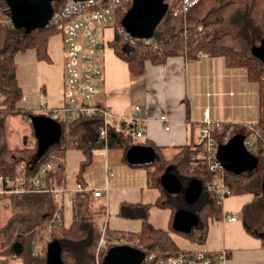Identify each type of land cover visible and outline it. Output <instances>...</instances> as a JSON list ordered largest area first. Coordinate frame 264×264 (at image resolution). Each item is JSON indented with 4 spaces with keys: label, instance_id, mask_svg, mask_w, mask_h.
<instances>
[{
    "label": "trees",
    "instance_id": "1",
    "mask_svg": "<svg viewBox=\"0 0 264 264\" xmlns=\"http://www.w3.org/2000/svg\"><path fill=\"white\" fill-rule=\"evenodd\" d=\"M61 4L62 2L54 3L55 9H58ZM236 11L237 7L234 3L211 10L206 16L198 20L194 24L195 26L188 27L189 37L187 39L181 37V32H184L185 28L182 23L177 25L180 19L174 18L171 13H168L161 24L163 29L156 35L159 37L153 38L160 46L159 49L154 50L152 46L143 42H138L133 46L129 45L128 41L123 39L124 36L116 30L113 40L108 45L113 48L119 58L127 63L131 74L135 76L144 74L148 62L156 65L162 64L172 56H183L188 60H196L202 52H206L207 56L210 57H223L229 68H244L248 80L257 85L259 94L258 121L253 125H248L260 133V138H257L258 148L253 154L264 159L262 151L264 145V64L252 54L234 50L227 44L229 36L223 31V28ZM1 12L9 13L5 0H0V14ZM124 13L123 10L117 13L116 25H121ZM262 16L264 23V12ZM176 27L179 28V33H175ZM172 28L174 31L169 33V37H166L167 31ZM59 32L61 33L54 27H47L26 34L14 27H0V175L8 176L12 181L18 179L20 166L24 167L28 176L37 174L40 168L51 160L52 154H55L58 159L62 160L59 162V171L56 176V185H58L65 180L67 151L77 149L83 152L85 160L82 162L79 172L82 174L93 162V152L98 148H105V145L98 139L101 127L99 118L82 119L72 123L56 120L62 128V135L42 157H38V144L34 148L25 145L19 149H12L7 145L6 118L8 116L21 114L31 124L32 116L41 115L31 113L20 106V102L24 99V93L17 76L16 57L20 53L33 49L36 51L39 61L51 62L48 43ZM186 48L189 51L184 53ZM92 123L97 124V126L95 127ZM246 126L245 124L225 123L221 131H213V134L216 136L217 142H220L221 138L229 131L231 138L239 134H246L249 137L252 131ZM134 145L137 144L134 143L131 136L121 135L111 137L109 148L117 147L127 151ZM145 145L147 146V143ZM154 148L158 157L151 165L144 167L149 169L150 187L160 189L162 193L155 205L171 209L174 214L173 218L175 213L183 208L180 207V202L178 204L177 201L171 200L173 195L166 192L161 181V177L165 173L175 174L184 188L191 180L198 179L204 185L203 195L197 203H187L188 208L186 209L196 213L200 218V223L190 233L176 232L173 229L174 219L171 221L169 230L158 229L150 222L151 205H124L121 215L141 219L143 222L141 232L135 234L116 233L112 230H107V232L111 236L115 234L120 238L123 237L122 239L127 238L126 240L130 242H137L135 246L139 248L142 254L140 264H167L170 258L178 257L181 254L189 257L190 253L188 255L183 254L171 234L180 235L194 244L202 246L207 239L209 220L219 219L223 213L221 199L216 193L209 190L210 182L220 177L221 174L212 171L204 159L206 155L204 137L199 144L180 147L179 151L171 158L163 157L161 153L159 155L160 148L157 149L155 146ZM194 156L201 159L194 161L192 159ZM31 167L33 169L30 171ZM150 169L153 171L151 172ZM225 171L222 177L225 179L231 195L260 193L259 190H256L257 183H260L257 178V170L246 171L240 175L228 169ZM77 177L80 178L79 174ZM93 199L97 198L90 193L78 194L74 205L73 223L70 227H66L59 225L54 220L59 204L51 193L29 192L0 196V201L9 202L7 208L10 207L12 211L7 223L0 227V264H9L14 255L21 259L22 264H47V248L54 240L61 243L65 264H82L88 255L90 258L87 264H97L95 250L100 238L98 218L101 217L104 220L106 207H96ZM17 242L23 243V249L20 253L13 251V246ZM152 255L153 258H150Z\"/></svg>",
    "mask_w": 264,
    "mask_h": 264
},
{
    "label": "crops",
    "instance_id": "2",
    "mask_svg": "<svg viewBox=\"0 0 264 264\" xmlns=\"http://www.w3.org/2000/svg\"><path fill=\"white\" fill-rule=\"evenodd\" d=\"M169 3L173 5L175 0H169ZM107 32H111L112 39L108 40L111 42L113 32L111 29ZM48 52L51 62L39 61L33 49L16 57L17 76L24 93L20 106L31 113H38L41 93H44L51 108L66 104V57L60 35L49 40ZM101 64L104 74L96 103L121 117H128L136 105L141 106L139 117L142 122L118 123L113 128L114 137L131 136V131L142 130L144 136L133 138L134 143L154 145L160 148L158 153L163 157L171 158L180 147L199 144L203 140L201 122L206 107L213 109V117L220 123L240 125L242 121L241 124L253 125L258 121L257 85L248 80L244 68H229L223 57L188 60L183 56H172L162 64L148 62L144 74L135 76L127 63L108 45ZM162 115L169 116L170 130H166V125L160 121ZM60 119L63 120V117ZM127 152L117 147L98 148L93 152V162L84 171L86 174H80L85 156L81 150L71 149L65 158L66 182L63 179L58 186L73 188L81 182L90 189L103 190L105 196L93 199V203L98 208L106 207L104 216L107 217L108 229L113 232H141V219L121 215L124 205L138 204L151 205L150 222L158 229L169 230L174 219L173 211L155 205L162 194L160 189L150 187L149 169L131 165ZM260 159V165L255 169L260 182L256 190L260 193L225 198L222 201V216L209 220L207 239L202 246L172 233L182 251L191 253L204 248L216 255L225 250L229 264H264V159ZM97 168L100 169V176L93 179V170ZM66 216L70 225L66 226L65 222V226L70 227L74 208L66 209L64 221ZM233 217L236 221L231 220Z\"/></svg>",
    "mask_w": 264,
    "mask_h": 264
},
{
    "label": "built area",
    "instance_id": "3",
    "mask_svg": "<svg viewBox=\"0 0 264 264\" xmlns=\"http://www.w3.org/2000/svg\"><path fill=\"white\" fill-rule=\"evenodd\" d=\"M201 1L178 0L176 4L170 5L169 14L171 13L177 19L185 18ZM132 2L133 0H66L61 10H55L49 22L50 27L61 31L63 39L66 57L64 67V95L66 104L60 108H51L48 106L46 96L44 93H41L38 114L49 116L55 120L63 117V120L68 123L88 118H99L101 120V127L98 139L105 144L106 149L109 147L111 137L115 136L113 128L118 123L131 122L137 124L142 122L139 117L140 105H136L128 117H121L113 113L109 108L96 103V97L100 90L99 86L104 74V68L101 63L103 61L104 51L109 44L107 31L109 29L118 31L131 45L143 42L146 45L152 46L154 50L160 47L153 39L140 40L130 37L122 25L117 29L111 27L116 22L117 13L121 10L126 12L132 5ZM2 26L14 27L9 13L1 12L0 27ZM206 56L207 54L202 52L198 58H204ZM159 119L166 125V130H170L169 123L171 120L169 116L162 115ZM223 124L213 117V109L211 107L204 109L203 121L201 122V133L204 137L206 147L204 159L212 171L221 174L220 177L210 182L209 190L216 193L221 201L231 196V191L227 188L225 179L222 177L226 172L225 168L217 156L218 147L221 144H226L231 139V132H227L221 138L220 142H217L216 136L213 134V131H221ZM246 127L252 131V134L249 137L243 134L245 137L244 143L246 148L253 153L257 151V138H260V133L248 125ZM143 136L144 132L142 130L131 131L132 138L139 139ZM262 151L264 156V145ZM192 159L197 161L201 158L194 156ZM60 161L62 160L58 159L55 154H52L51 160L45 163L37 174L29 176L25 173L24 167L20 166L18 168L20 174L16 181H12L8 176L0 175V196L29 192L51 193L59 204L54 220L59 225H65L64 213L67 208H74L79 193H90L97 199L103 198L105 193L100 189H90L82 183H76L73 188L64 185L59 187L56 185V176L59 171L58 165ZM32 169L31 167L29 170L31 171ZM231 220L236 221V218L233 217ZM103 229V235L96 252L97 264H102L103 257L105 256L99 259V255L107 246V241L105 240V235L108 230L107 219ZM128 243L134 245V243L121 239L120 242L114 243L112 247L128 245ZM184 263L229 264V259L228 253L225 250L217 252L216 255H212L208 250L199 248L192 251L189 257L182 256L181 254L178 257L169 259L167 262V264Z\"/></svg>",
    "mask_w": 264,
    "mask_h": 264
},
{
    "label": "water",
    "instance_id": "4",
    "mask_svg": "<svg viewBox=\"0 0 264 264\" xmlns=\"http://www.w3.org/2000/svg\"><path fill=\"white\" fill-rule=\"evenodd\" d=\"M5 1L14 28L29 34L47 28L55 13L54 3L63 0ZM169 9L170 3L167 0H133L122 18L121 25L130 37L151 40L168 15ZM252 55L264 64V40L254 49ZM30 121L38 140V157H42L59 140L62 128L49 116L34 115ZM244 142L245 137L239 134L218 147L217 156L223 167L238 175L254 170L257 165V157L246 148ZM127 160L133 166L151 165L156 160V151L152 146L134 145L128 149ZM161 181L166 192L171 195L182 190L180 179L173 173H165ZM203 189L204 185L200 180H191L184 188L185 201L188 204L197 203L203 195ZM199 223L200 218L196 213L180 209L175 213L173 229L179 233H190ZM22 249V242L13 246L16 253H20ZM62 255L61 243L58 240L52 241L47 248V264H65ZM141 260L139 248L122 245L111 247L103 257L102 264H140Z\"/></svg>",
    "mask_w": 264,
    "mask_h": 264
},
{
    "label": "rangeland",
    "instance_id": "5",
    "mask_svg": "<svg viewBox=\"0 0 264 264\" xmlns=\"http://www.w3.org/2000/svg\"><path fill=\"white\" fill-rule=\"evenodd\" d=\"M65 1L66 0H64V2ZM61 2H63V1H61ZM64 2L58 8L59 10L62 9ZM177 2L175 1V4ZM229 3H234L237 7V11H236L235 15L224 25V28H223V31L225 33H227L229 36L227 44L234 50H238V51L244 52L246 54H252L254 49L257 46H259V44L261 43L262 40H264V23H263V18H262L263 17L262 15L264 12L263 0H202L194 9H192L188 13V15L185 18H182L178 21L177 25L182 23L183 27L185 28L184 32H181V37L184 39H187L189 37V32H188L189 26H195L194 24H196L198 22V20H200L204 16H206L208 12H210L211 10L220 8V6L225 5V4H229ZM55 10H57V9H55ZM123 17H124V15H123ZM162 23H163V21H162ZM161 24L157 28V31H156L154 36H156L158 34V32H160V30L163 29ZM48 27H50L49 24H48ZM111 27L113 29H117L119 27V25H116V23H115ZM172 31H174L173 28L171 30H168L167 31L168 34L166 33V37ZM200 31H202V29H200ZM112 32L114 35L115 30ZM176 32L179 33V28H177V27H176L175 33ZM60 34L61 33L59 32L58 35H60ZM58 35L53 36V37H57ZM107 37H108V39H112L111 32H108ZM158 37L159 36H156V37H154V39H157ZM123 39L126 41L125 38H123ZM129 45H131V44L129 43ZM134 45H136V44H134ZM185 51L186 52H184V53H187L189 51V49L186 48ZM41 116H45V115H41ZM59 120H61V119L59 118ZM6 122H7V129H8L7 145L10 148L19 149V148L24 147L25 145H28L29 147L34 148L36 146V144H38V140H37V137L35 135L33 126L30 124V122L27 121V119L23 115L18 114V115L8 116L6 118ZM241 123H242V121H240V124ZM260 160H261L260 157H257V165H256L255 169H257V167H259ZM150 171L152 172L153 170L150 169ZM84 174H86V172ZM99 176H100V169L97 168V169L93 170V174H92L93 179L98 178ZM259 176H260V174H259ZM257 177H258V174H257ZM35 193H37V192H35ZM172 197L173 198L171 200L177 201L178 204L180 202V207H183V208H181V210L189 211L188 209H186V208H188L187 207L188 204L186 201H184L185 190L183 187H182V190L180 193L175 194ZM7 204L9 206L8 201H5V202L0 201V227L3 224H6L12 215V211H11L10 207L7 208ZM90 210L92 211V209H90ZM247 212L249 213V211H247ZM106 219H107V217H105L104 220L101 217L98 218V220L100 222V224L98 223L100 226L99 243H100V240H101L102 235H103V231H104L103 228L105 227ZM65 222H66V226L70 225V219L68 216H66ZM103 222H104V224H103ZM107 226H108V222H107ZM113 235L114 236H111L109 232H106L105 240L107 241V246L104 249V251H102L101 254L99 255V259L105 255V253L108 251V249H110L114 245V243L120 242V240L123 238V237L120 238L117 235L115 236V234H113ZM126 239L127 238H124L122 240L130 242ZM99 243H98V246H99ZM131 243H134V245L133 244L131 245L130 243H128V245H126V246L137 248L135 246L137 244V242H131ZM97 249H98V247L96 248L95 252H97ZM182 253L187 254V255L189 254V252H184V251ZM89 258L90 257L88 255L82 264H87ZM2 264H4V263H2ZM9 264H22V261L18 256L14 255L11 257Z\"/></svg>",
    "mask_w": 264,
    "mask_h": 264
},
{
    "label": "bare ground",
    "instance_id": "6",
    "mask_svg": "<svg viewBox=\"0 0 264 264\" xmlns=\"http://www.w3.org/2000/svg\"><path fill=\"white\" fill-rule=\"evenodd\" d=\"M169 13V12H168ZM166 18V17H165Z\"/></svg>",
    "mask_w": 264,
    "mask_h": 264
}]
</instances>
